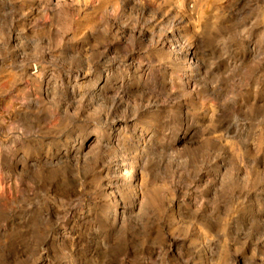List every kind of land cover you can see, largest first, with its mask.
I'll list each match as a JSON object with an SVG mask.
<instances>
[{"label":"rangeland","instance_id":"obj_1","mask_svg":"<svg viewBox=\"0 0 264 264\" xmlns=\"http://www.w3.org/2000/svg\"><path fill=\"white\" fill-rule=\"evenodd\" d=\"M133 4L0 0V264H264V0ZM173 30L197 61L184 80L159 45ZM33 66L57 86L108 75L59 120ZM88 136L119 147L49 164ZM120 154L143 163L135 203L104 170Z\"/></svg>","mask_w":264,"mask_h":264},{"label":"bare ground","instance_id":"obj_2","mask_svg":"<svg viewBox=\"0 0 264 264\" xmlns=\"http://www.w3.org/2000/svg\"><path fill=\"white\" fill-rule=\"evenodd\" d=\"M145 1L146 0H132L134 4L138 2L142 4L141 6L143 7L147 6L144 5ZM129 6L128 4L123 5V7H128V9H130ZM136 6L138 7V5ZM188 6L189 5H187V7ZM132 7L133 6H131V9ZM148 7H150L149 4ZM193 7L192 6L189 7L190 12L197 14L198 12L194 10L195 8L193 9ZM141 9L142 11L144 10L143 8ZM183 9H185V7H183ZM172 28L170 29L172 30ZM176 32L177 31L174 32V30L169 31L166 36L164 35L165 37L161 36L163 38L160 39L159 45L161 48L166 49V52L170 56L173 65H182L181 67V71L183 73L182 80H184L187 77L193 76L194 74L197 73L196 71L198 70L196 64L197 61L193 52L186 51L184 49L185 46L182 45L183 43L182 44L180 43L181 35L179 36V34H176ZM13 40H15V38ZM140 70L141 72H144V70L141 69V67ZM107 73H108L107 71H101L99 74H96L95 76L88 74L86 75L76 74L73 76H67L64 78L63 84L61 86H57L56 83H54L51 78L44 76L41 73L40 69H38L36 66H33L32 71L30 73V79L31 82L35 85V89L40 97L41 102L50 103L53 107V112L56 113L59 117V120H61L62 118L69 116L70 112H74V117H76L82 113L81 110L82 108H85L87 110H93L97 106V101L93 97L96 94L95 91L96 85L99 84V82L101 83V81L104 78H107L108 75ZM148 73L149 72L146 71V73H143V75L141 74L140 76L141 84H142V85L140 84L142 86L141 89L145 91H151L157 88V86L155 87L153 83L154 81L153 76ZM92 80L94 81L91 86L90 83ZM86 97L89 98L87 99ZM118 106H119L118 102L112 104L113 108L114 107L116 108ZM99 127H100V131L107 135L108 140H111V138L112 140L115 139L124 130V127L120 120H115V121L113 120V122H107L105 120L102 124L100 123ZM92 142L93 140L90 136L85 137L81 141H73L72 145H70L68 150H66L65 154L59 157L57 156V158L56 159L54 158V160H52L51 163L49 161L48 162L49 164H53V163L59 164L62 163V161L64 160L63 161L64 163L74 164L86 158L88 155L99 154L100 150L103 148H107L108 146H111L115 143L118 145V142L116 141H105L104 143H102V141H95L94 145H92ZM66 160H68L69 162H67ZM104 160H105L104 170L107 174L110 175L109 182L112 184V186L115 188L123 187L124 196L131 198L132 202L134 203L137 202L140 196V192L142 190V184L140 181L141 170L143 168L142 160L138 158L137 154H131L128 156L124 154H120L119 156L113 158L104 157ZM118 192L119 191H117V193ZM113 208L114 210H116L117 206H113ZM111 216L112 213L109 212L106 213V218H111L113 220L117 219V216L116 217H111Z\"/></svg>","mask_w":264,"mask_h":264}]
</instances>
